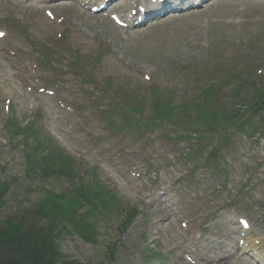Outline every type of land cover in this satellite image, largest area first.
Instances as JSON below:
<instances>
[{"label":"rangeland","instance_id":"374dc122","mask_svg":"<svg viewBox=\"0 0 264 264\" xmlns=\"http://www.w3.org/2000/svg\"><path fill=\"white\" fill-rule=\"evenodd\" d=\"M52 6L54 11L67 16L59 22L78 28V35L77 32L70 35L74 49L82 50L87 56L99 51L96 43H105L111 49L99 63L101 75L117 71L123 63L155 75L197 72L205 76L210 69H217L222 71L219 75L222 78L226 74L230 76V70H234L235 79L232 76L221 81L229 88L264 86V0H214L182 17L159 20L136 30L117 26L106 15L88 14L74 2L55 1ZM44 9L42 3L33 0L27 3L0 0V31L7 35L0 39V158L4 168L0 179L9 182L5 206L0 210L2 223L12 219L10 210L12 207L18 209L25 196L37 198L29 189L32 181L23 172L22 137L10 144L11 135L4 124L17 118L26 126L40 114L44 132L54 143L74 155L77 162L98 166L102 172L98 175L103 188L89 195L97 199L103 209L98 219L102 232L100 246L67 234L59 244L66 260H80L81 264H215L227 261L243 264L236 258H220L227 253L221 243L227 247L233 244L228 235L234 229L244 235L246 241L249 238L250 242L253 237L262 239L259 246L264 247V219L256 214L264 213V139H256L252 144V139L246 140L248 134L242 135L250 145L249 154L244 151L231 162L223 154L225 148H215L210 156L231 166L229 177L222 182L213 174L200 170L196 189H187L177 181L176 174L188 171L201 160L198 161L194 154L182 155L186 142L178 145L180 151L175 152V142L163 138L156 128L150 135L156 139L155 143L140 154L131 145L135 141L138 143L136 138L132 141L127 133L115 135L105 125L99 126L100 121L97 124L90 120V116L97 120L98 116L84 107L91 104L87 96L82 94L79 99L69 85V82H80L71 73L63 74L69 68L56 62L51 67L42 63L46 59L52 63L37 49V46L44 47L39 41L47 43L53 34L49 27L51 20L38 13ZM16 21L29 31L30 37L6 26L12 27ZM82 45H85L83 49ZM57 46L65 51V56L69 55L65 44ZM49 49L57 53L55 46ZM252 68L257 78L248 72ZM52 76L58 80L59 87L64 88L63 94H55V81L50 83ZM116 83L121 84L120 81ZM62 97L72 99L77 107L76 114L83 113L82 119L77 118ZM163 114L164 111L160 113ZM165 118L168 117L164 115L160 119ZM155 124L154 127L161 125ZM175 135L171 131V136ZM224 137L217 141L219 144L226 142L229 153L239 149L235 140ZM247 180L248 184L244 185ZM235 181L240 182L235 186ZM111 188L131 204L129 208L134 205L140 210L127 230L121 227L123 212L113 205L117 201L110 193ZM215 197L219 198L218 205L202 207L203 201L212 204ZM224 199H229L230 205L236 204L235 208L224 207L212 216ZM239 208H245L253 216ZM113 244L112 253L115 248L116 253L111 258L106 246ZM254 257L256 255L244 256L247 258L244 264L254 261Z\"/></svg>","mask_w":264,"mask_h":264},{"label":"trees","instance_id":"16d2710c","mask_svg":"<svg viewBox=\"0 0 264 264\" xmlns=\"http://www.w3.org/2000/svg\"><path fill=\"white\" fill-rule=\"evenodd\" d=\"M261 107L264 108V92H262ZM214 101L222 102V96L212 93ZM167 103V109H169L170 119L175 123L176 114H173L174 109L179 107L182 113L187 112V106L177 105L174 99L164 101ZM258 103V104H259ZM155 107L158 109L160 106L155 103ZM223 109L219 110L222 116L221 121L230 123L229 118L223 116ZM236 116H239V110L235 108ZM225 119V120H224ZM219 119L215 121L218 123ZM14 122L9 121L7 128L13 132H18V127ZM35 160V156L32 155L30 162ZM76 180V178H75ZM72 179V187H70L69 193L61 195H54V198H58L63 203H56L62 205L59 212L55 217H51L45 210V206L41 203L38 206H32L30 208H19V214L15 212L12 219H8L5 223L0 220V264H63L64 257H62L58 246V231L59 227L63 225L65 231L68 227L72 229V233L80 235L83 238L95 241L94 235L95 229L92 228L93 221H86L85 213L80 210L83 203L92 202L88 197L89 185L73 184L75 182ZM7 185L0 182V210L3 205V197L6 193ZM1 215V214H0ZM132 217L128 215L127 223L131 222ZM30 219H33L30 222ZM92 228V229H91ZM62 232V231H60ZM64 264H69L65 262Z\"/></svg>","mask_w":264,"mask_h":264},{"label":"bare ground","instance_id":"6f19581e","mask_svg":"<svg viewBox=\"0 0 264 264\" xmlns=\"http://www.w3.org/2000/svg\"><path fill=\"white\" fill-rule=\"evenodd\" d=\"M256 240V239H255ZM250 246V245H249ZM250 247H253V246H250ZM229 262H216L215 264H228Z\"/></svg>","mask_w":264,"mask_h":264},{"label":"snow or ice","instance_id":"6c2138e0","mask_svg":"<svg viewBox=\"0 0 264 264\" xmlns=\"http://www.w3.org/2000/svg\"><path fill=\"white\" fill-rule=\"evenodd\" d=\"M0 35H2V33H0Z\"/></svg>","mask_w":264,"mask_h":264}]
</instances>
